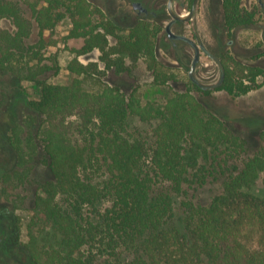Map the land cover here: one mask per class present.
Masks as SVG:
<instances>
[{"label": "trees", "instance_id": "obj_1", "mask_svg": "<svg viewBox=\"0 0 264 264\" xmlns=\"http://www.w3.org/2000/svg\"><path fill=\"white\" fill-rule=\"evenodd\" d=\"M20 1L39 26L35 45L24 43L32 31ZM223 9L229 30L257 19L258 9L244 7L243 0H223ZM5 17L17 29L0 27V73L40 88L28 122L12 128L17 167L10 179L29 181L37 156L50 174L39 184L26 226L25 250L33 264H264V196L252 191L260 179L264 186V129L254 151L234 159L246 139L196 93H248L264 85L262 66L225 55V76L214 88L190 78L191 85L164 104L143 102L119 86L90 91L78 78L49 81L44 73L60 67L55 58L51 64L38 55L50 43L45 30L53 33L70 18L68 36L84 38L77 55L99 49V60L118 70L127 58L144 57L155 81L166 83L173 77L159 70L155 34L144 23L119 34L118 25L88 0H0V21ZM68 68L92 74L98 62L74 57ZM134 118L155 125L136 134ZM211 177L221 182V192L207 204L187 196L182 225L175 224V197Z\"/></svg>", "mask_w": 264, "mask_h": 264}, {"label": "rangeland", "instance_id": "obj_2", "mask_svg": "<svg viewBox=\"0 0 264 264\" xmlns=\"http://www.w3.org/2000/svg\"><path fill=\"white\" fill-rule=\"evenodd\" d=\"M88 1L96 7L100 2ZM102 3L105 12L112 13V18L121 25L118 26L119 34L127 35L133 21H124L121 8L128 9L129 4L124 0L116 2L102 0ZM20 6L32 31L24 38V43L35 45L39 41V26L35 17H32L28 3L20 1ZM243 6L258 9L256 21L227 30L223 0H199L196 17L191 25H186V32L208 46L209 51L220 59L225 55H231L233 59L247 65H259L264 68V0H243ZM176 8L180 13H187L184 7ZM98 18L99 15L95 20ZM169 20L170 17L167 15L166 23ZM0 27L11 33L17 29L13 20L7 17L1 19ZM71 27V19L65 18L55 26L53 33L51 29L45 30V35L51 36L45 42L50 43L41 49L38 57L51 64L55 58L60 67L58 72L54 67L44 73L49 81L69 84L73 78H78L83 88L90 91H99L107 85L119 86L128 95L135 92L143 102L152 101L158 104H164L175 92L184 91L191 85L189 72L195 51L183 41H178V44L174 45L164 36L156 40L158 68L173 77L170 81L159 84L155 81V70L144 57L137 62L127 58L124 68L118 70L116 66L107 68L106 64L99 60L101 54L99 49L77 55V49L83 46L84 38L69 37ZM175 31H180L177 26ZM111 42H114V38H111ZM29 57L30 55L24 59ZM38 57L31 63L37 62ZM74 57L85 64L98 62V70L92 74H76L70 71L68 65ZM192 76L201 85L216 86L221 81L222 71L214 59L202 53ZM39 92L40 88L32 81L16 80L12 75L0 73V264H33L25 250L26 226L39 184L43 179L50 177V174L47 166L37 156L32 162L29 181L19 184L16 179H10L17 167V152L10 135L16 124L24 120L28 122L26 118L33 114L30 101L37 99ZM196 93L209 110L216 112L228 126L246 139V149L234 159L246 158L252 153L258 146L259 133L264 129V85L238 95L230 94L224 89L213 90L209 95ZM153 125L155 121L145 123L134 118L131 128L136 134L142 132L146 135L151 132L150 128ZM187 190V195L175 197L174 222L180 226L184 216L181 208L183 199L189 196L197 202L207 204L221 192L222 185L220 181L211 177L204 184L197 182L187 186ZM252 191L264 196L261 179L253 186Z\"/></svg>", "mask_w": 264, "mask_h": 264}, {"label": "flooded vegetation", "instance_id": "obj_3", "mask_svg": "<svg viewBox=\"0 0 264 264\" xmlns=\"http://www.w3.org/2000/svg\"><path fill=\"white\" fill-rule=\"evenodd\" d=\"M114 1L116 2V0ZM124 1H126L129 4L128 5L129 7L128 9L121 8L122 9L121 14L125 18L124 21H128V20L133 21L131 26L129 27L130 29L140 23H144L148 28L154 31L155 36L153 38L155 42L158 38H160V36H164L174 45H177L178 41H183L194 49L195 55L192 61L191 69L189 72V77L191 76V72L193 73L195 71L202 53H205L209 57L214 59L213 56L215 55H213L209 51L208 46H206L204 43H200L198 39H194L192 35H189V33L186 32V25H189V24L191 25V23H193L196 17L199 0L196 4L192 17L187 20L176 19L171 15L168 9L169 0H124ZM193 3H194V0H174L173 9L178 15L186 16L190 13ZM97 6L102 12H105L102 0H100ZM177 6L186 8L187 13H180L178 9L176 8ZM105 15L108 16V18H110L111 20H113L116 25L121 26L119 23H117L112 18L113 16L112 13L107 14L105 12ZM167 15H169L170 20L166 23ZM176 26L178 27L180 31L178 32L175 31ZM226 29L229 30L227 27ZM197 53H198V57H196ZM196 82L200 84L198 81ZM206 87L214 88L215 86H206Z\"/></svg>", "mask_w": 264, "mask_h": 264}, {"label": "water", "instance_id": "obj_4", "mask_svg": "<svg viewBox=\"0 0 264 264\" xmlns=\"http://www.w3.org/2000/svg\"><path fill=\"white\" fill-rule=\"evenodd\" d=\"M173 1H174V0H169V3H168V9H169V12L171 13V15H172L174 18H176V19H182V20H187V19H190V18L192 17V15H193V13H194V10H195V7H196V4H197V2H198V0H194V3H193V6H192V9H191V11H190V13H189L188 15H186V16H180V15H178V14L174 11V9H173ZM168 29H169V27H168ZM196 57H198V53H197ZM213 58H214L215 61L219 64V66H220V68H221V71H222L221 81L218 83V84H220V83L222 82V80H223V78H224V74H225L224 64H223L222 60H221L219 57H217V56H213ZM193 66H194V65H193ZM193 69H194V67H193ZM190 78H191L192 80H194V77L192 76V72H191V76H190ZM194 81H195V80H194Z\"/></svg>", "mask_w": 264, "mask_h": 264}]
</instances>
